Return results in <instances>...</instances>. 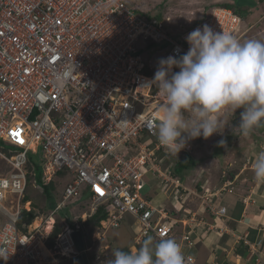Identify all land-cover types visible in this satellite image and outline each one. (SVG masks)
<instances>
[{
    "label": "built area",
    "instance_id": "obj_1",
    "mask_svg": "<svg viewBox=\"0 0 264 264\" xmlns=\"http://www.w3.org/2000/svg\"><path fill=\"white\" fill-rule=\"evenodd\" d=\"M141 12L136 0H0V155L8 166L0 169V254L8 263L59 264L56 255L76 256L72 226L50 246L48 239L53 214L84 191L90 200L84 220L106 205L101 224L107 230L129 214L139 223L137 245L148 236L175 239L191 264L196 257L184 247H195L196 228L237 236L223 220L227 208L213 199L232 192V183L214 191L190 189L173 175L167 157H159L168 153L154 130L162 101L150 86L155 72L145 51L162 49L165 58H179L189 50L186 36L205 24L240 41L251 28L241 33L243 19L228 7H214L203 22L179 34L170 16L149 19ZM40 147L47 182L64 169L72 177L52 215L36 217L22 231L19 216L32 208L30 200L23 203L26 165ZM146 177L161 185L173 209L157 206L143 192ZM192 194L225 224L203 225V217L191 212L179 218L175 206L182 209ZM180 225L185 230L177 238ZM245 241L256 263L264 264V251Z\"/></svg>",
    "mask_w": 264,
    "mask_h": 264
},
{
    "label": "clouds",
    "instance_id": "obj_2",
    "mask_svg": "<svg viewBox=\"0 0 264 264\" xmlns=\"http://www.w3.org/2000/svg\"><path fill=\"white\" fill-rule=\"evenodd\" d=\"M185 39L189 50L179 58H161L150 84L162 101L154 125L160 145L178 155L190 139H208L214 133H223L218 114L225 108L234 113L243 109L238 125L233 127L241 135L247 136L264 125V41L241 42L233 34L214 31L207 24L191 31ZM174 68L179 71H173ZM219 144L225 145L226 141L222 139ZM252 170L254 180L264 182V151L255 158ZM78 251L77 257L81 254ZM0 259L7 261L8 256L0 254ZM191 261L175 239L154 241L148 236L137 250L114 249L107 264Z\"/></svg>",
    "mask_w": 264,
    "mask_h": 264
},
{
    "label": "rangeland",
    "instance_id": "obj_3",
    "mask_svg": "<svg viewBox=\"0 0 264 264\" xmlns=\"http://www.w3.org/2000/svg\"><path fill=\"white\" fill-rule=\"evenodd\" d=\"M136 2L138 3V5L141 6V8H143L144 10H148L149 12L152 13L160 12L161 14L164 13L165 15L167 13L172 14L174 20H172L169 23V25L178 34L183 32L185 29L187 30L196 26L197 23L200 22V16H198L197 14H195L194 16L192 14L190 15L191 11L195 10L198 13H200V15H202L203 17L206 16L205 12H200L198 10L199 8L205 6L204 2L210 3L209 6H207L210 9L215 6V3L228 2L234 7H239L241 13L244 14L245 20H244L243 28L241 29V33L246 30H249L254 25V28H252L251 31L248 32V36L247 37L245 36L242 42L248 39H259L264 41V1L262 0H136ZM181 11H185L182 12L184 16L182 19L177 17L178 13ZM253 22H257V24H253ZM145 52L147 53L146 54L147 59L149 60V62H151V67L153 72H156L159 66V60L161 58H165L164 51L162 49L154 48L151 50H147ZM240 110L241 109H237L236 112L234 113L230 108H225L218 114V119L221 121L222 124L221 132L223 133H214L208 139H204L201 136L195 139L188 140L187 143L192 145L194 156L196 160L199 161L198 166H196L195 168L193 167L192 169L186 171V177L184 179V182L185 185L190 189L193 190L198 189L200 192H202L203 189L201 186L199 187L198 184L200 183L201 185V183L205 181L206 176L209 177L212 175V179L215 178L214 181H212V184H214L216 180L220 179L225 172H228V170L239 171L238 166L241 165L246 159L248 161L250 160L255 161L256 154L260 153L259 150L261 149V151H264V132L258 135V133H256L254 129L249 135L244 136L239 133V129L233 131V127L238 125L239 123L240 112H241ZM222 139L226 141L225 145L219 144V141H221ZM3 147L5 146L2 143H0V148ZM249 153H251V156H249ZM29 157L32 158L33 162L37 164V166H40L39 167L40 169L45 167L47 158L44 156V150L42 147L36 150V152H30ZM169 159H170L169 157L166 158L167 165L169 164L168 162L170 161ZM211 160L214 161L215 164H211L212 162ZM7 168L8 166L6 162L0 158V169H3L5 171L7 170ZM148 176L150 177V175ZM202 176L204 178H202ZM71 177L72 176L69 174L67 178V182L71 180ZM55 192L57 195H60V192L62 193V191H59L58 188L57 190H55ZM143 192L149 198H151L153 203L156 204L157 206H166L167 209L170 210L173 209L174 204L170 202L171 200L167 199L166 196L163 194V189L161 185L157 183V181L146 177L145 187ZM224 193L225 195L229 194V192H224ZM34 197L35 196H32V199H34ZM16 198L17 196L15 197V199ZM40 198L41 200L38 199L35 201L36 207L37 210H39V208H41L42 205L45 206V210L39 216L46 219L52 215V212L55 209L52 210L47 208L46 199L43 194ZM196 201H197V197L195 194H193V197L190 200L189 199L187 200L186 205L187 206L189 205L188 202L194 203ZM249 201L250 198H247L245 203L247 204L249 203ZM71 205L72 204L70 203L68 206L70 207ZM89 206L90 203L88 202V205L85 208H83L84 210L81 208L79 210V207H72L71 208L73 210L72 212L70 209H68L65 212L66 217L67 218L70 217V219L73 222L74 220H77V218L81 217V220L83 221L85 219L83 213L88 211L87 209L89 208ZM215 206H219V204L215 203ZM31 207H33V205ZM175 208L179 209V207L176 206ZM58 213L60 212H55V214H53L54 217H56L55 219H57V224H60L59 221L61 223L65 222L66 219L65 214H62L60 216L58 215ZM211 216L212 217L208 218V220L206 217L203 216L204 219L203 225L204 224L206 225L205 222L209 223V225L214 224L216 227L223 225V223L221 225L220 219L216 220L215 218L213 219L214 217L213 215ZM225 217H223L224 218L223 220H225ZM39 223H40V218L38 219L36 224ZM94 227L95 225L91 226L92 230H89V233L87 230L86 235L88 236V238L87 236L84 237V240L87 239L88 242V247H86L88 257L90 256L91 258H95L93 264H107V261L110 258H112V252L114 249H121V250L129 249V251H133V250H137L140 247V245L139 244L137 245L135 242V236L137 234L138 226L136 225V220L129 214L125 216L124 220L121 222V224L118 227H110L107 230L99 229V226H97L96 228ZM181 228L182 227L178 229L180 230ZM62 229L60 232H62ZM221 232L220 233L217 232V233L221 234ZM223 234L228 235V232L225 231L224 233H222V235ZM235 237L237 238V236ZM135 245H137L136 248ZM189 248L192 247L185 246L184 250L188 253H192L195 256V253L193 251L194 249L188 250ZM45 254L48 257H51L50 252H45ZM210 254L211 252H209L208 249L206 250L202 249L198 257L199 260L195 256L197 264H211L209 263L211 258ZM90 257L89 260H91ZM56 259H58L59 264H76V261L79 263L78 257L74 255L73 256L56 255ZM0 264H10V263H8L5 260L4 261L0 260Z\"/></svg>",
    "mask_w": 264,
    "mask_h": 264
},
{
    "label": "crops",
    "instance_id": "obj_4",
    "mask_svg": "<svg viewBox=\"0 0 264 264\" xmlns=\"http://www.w3.org/2000/svg\"><path fill=\"white\" fill-rule=\"evenodd\" d=\"M204 4L205 6L199 8L198 10L200 12H205V17L207 18L215 6L210 9L207 7L210 4L209 2H204ZM182 12L185 11L179 12L177 16L180 19L184 17ZM191 14L193 16L195 14L200 16V22H203L206 19L195 10L191 11L190 15ZM161 15L165 14L162 13ZM166 15L170 16L171 19L174 20L172 14L167 13ZM259 151L262 152L261 149ZM251 153H249V156H251ZM257 156L258 153L255 157ZM254 162L255 161H248L246 159L241 165H239V171H237L235 177H233V180L226 181L232 183L230 188H233V191H224L229 192V194L225 195L224 193L219 197L215 196L213 199L215 203L227 207L228 210L227 214L225 215V222L228 224V227H230L233 232H237L238 234L242 235L240 236L242 239L244 238V240H248L249 242L258 244V248L264 251V182H257L254 180V173L252 170ZM211 164H215L214 161H212ZM202 178L204 177L202 176ZM221 178L216 180V182L212 184V181H214L215 178L212 179V175L209 177L206 176L205 181L201 183L202 189L206 192L214 191L216 188L221 187L225 183L223 182V180L221 181ZM192 197L193 194L187 196L186 199H184L183 208L185 210H177V216L181 219L188 217L190 216V214H187L188 211V213H197L199 218L203 216L206 217L207 220L208 218H211L212 216L210 212L202 204L201 200L197 196V201L194 202L196 204H194L193 202H188L189 205H186L187 200H190ZM247 198H250V201L246 204L245 201L247 200ZM220 223L221 225L222 223L225 224L222 221ZM136 225H139L137 220ZM181 227V230L176 234L177 238H180L181 232L185 230V227ZM193 236L196 240V246L189 248L188 250L194 249L193 251L198 260L200 251L202 249H208V251L211 252V258L209 262L211 264H221V262H228L229 264H257L256 254H252L253 251L251 250L250 245L247 244L246 241L245 243L248 245V247L239 245V242L241 241V239L238 240L239 235H237L236 240H233L234 238H232V234L228 233V235H222L217 233V231L209 230L208 227H206L205 229H201L200 227H198L196 228V232H194ZM217 257L221 262L218 261ZM252 257H254V259Z\"/></svg>",
    "mask_w": 264,
    "mask_h": 264
},
{
    "label": "trees",
    "instance_id": "obj_5",
    "mask_svg": "<svg viewBox=\"0 0 264 264\" xmlns=\"http://www.w3.org/2000/svg\"><path fill=\"white\" fill-rule=\"evenodd\" d=\"M262 1H264V0H262ZM218 6L219 7H231L237 14H239L242 17L243 25H244L245 17H244V14L241 13V10L239 7H234L233 5H231L228 2L216 3L215 7H218ZM142 14L144 16L148 17L149 19H152L155 17L159 18L161 16L160 12L152 13V12H149L148 10H145V12ZM253 24H257V22H253ZM252 25H249V26H252ZM252 28H254V25L251 27V29ZM251 29H250V31H251ZM245 36L247 37L248 33ZM245 36H244V38H245ZM152 45L153 44H151V46ZM175 71H179V68H175ZM148 72L153 73L151 71H148ZM242 110L243 109H241L240 111H242ZM255 131H256V133H258V135L263 133L264 132V125L255 128ZM165 156L170 158L169 159L170 161H168L169 162L168 165L169 166L172 165L171 166V168H172L171 172L173 173V175L179 177L182 181H184V179L186 177V171L192 169L193 167L195 168L196 166H198V163H199V161L196 160V158L194 156L193 149L191 151L182 150L179 152L178 155H173L170 152H168L166 154L164 152L159 153V157L162 158ZM39 167L40 166H37V164H35L33 162L32 158H29V161L26 165L27 178L28 179H27V187H26L25 196L23 198V203L30 200L32 202L33 207L31 208V210L24 209L19 216V219L17 221V226L22 231H27L29 224H31L36 219V217H38L45 210V206H43V205L41 208L38 207L39 210H37L35 201L38 199L41 200L40 197L43 194L45 199H46L47 208L54 210L56 208V206L61 202L63 192L65 190L67 183H68L67 178L69 176V172L67 170L64 169V170L57 172V174H55L53 179L51 181L47 182L44 179L43 168L40 169ZM236 173H237V171L228 170V172H225L224 175L222 176L221 181L223 180V182H226V181L233 180V177H235ZM198 186L199 187L201 186L200 183L198 184ZM57 188L59 191H62V193L60 192V195H57L55 192V190H57ZM87 193L88 192L84 191L83 196L80 199L68 200L65 204H63V206L59 210L56 211V212H60V213H58V215L61 216L62 214H65V212L68 209H70L72 212L73 211L71 209L72 207H79V210H80V208L81 209L85 208L88 205V202L90 203V200L87 198V196H85V195H87ZM32 196H35L34 199H32ZM33 201H34V204H33ZM70 203L72 205L69 207L68 205ZM107 214H108V210H107L106 205H103L97 211V213H95L93 216H91L87 220H83V221L81 220V217H79V218H77V220H74V222H73L70 219V217L67 218L66 214H65V218H66L65 222L61 223L59 221L60 224H57V219H56L55 227H54L55 229L52 230V232L49 236V239H48L49 245H52L54 243V240H55L56 236L58 235V233L61 231L62 228L64 229L67 225L72 226L76 230L82 231L84 237H86L87 236L86 235L87 230L89 233V230H92L91 229L92 225H95L94 228H96L97 226H101V221L107 216ZM187 214H189V213L187 212ZM62 220H64V219H62ZM89 227H90V229H89ZM180 227H181V225H180ZM180 227H178V228H180ZM237 235L242 236L238 233H237ZM87 238H88V236H87ZM232 238H234L233 240H236V237H232ZM154 241H156V240L154 239ZM85 244H86V247H88L87 239H85ZM239 245L248 247V245L245 243L244 238L241 239V241L239 242ZM124 251H129V249H124ZM252 258L254 259V257H252ZM90 259H91L90 260L91 264H93V262L95 261V258L90 257ZM253 259H252V261H253ZM0 260H3V259H0ZM218 261H220V260L218 259ZM76 264H79V263L76 261ZM221 264H229V263L228 262H225V263L221 262Z\"/></svg>",
    "mask_w": 264,
    "mask_h": 264
},
{
    "label": "water",
    "instance_id": "obj_6",
    "mask_svg": "<svg viewBox=\"0 0 264 264\" xmlns=\"http://www.w3.org/2000/svg\"><path fill=\"white\" fill-rule=\"evenodd\" d=\"M74 239L77 245V248L81 251V254L78 257L79 264H90V260L85 248V242L83 238V233L82 231H75L74 234Z\"/></svg>",
    "mask_w": 264,
    "mask_h": 264
},
{
    "label": "bare ground",
    "instance_id": "obj_7",
    "mask_svg": "<svg viewBox=\"0 0 264 264\" xmlns=\"http://www.w3.org/2000/svg\"><path fill=\"white\" fill-rule=\"evenodd\" d=\"M219 7V6H218ZM162 16H165V15H162ZM158 113H159V110H158ZM38 154V153H37ZM0 158H2L1 157V155H0ZM57 174V173H56ZM29 201V200H28ZM90 212H93V211H90ZM51 213V212H50ZM87 216H89V213H85L84 214V217L86 218ZM56 217H54V215L52 216V218H51V223H53V224H55V222H56V219H55ZM76 231H78V230H76ZM74 237V236H73ZM75 240V239H74ZM45 252H48V250L47 251H45ZM252 254H256V253H252ZM197 263V262H196Z\"/></svg>",
    "mask_w": 264,
    "mask_h": 264
}]
</instances>
